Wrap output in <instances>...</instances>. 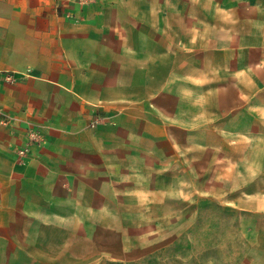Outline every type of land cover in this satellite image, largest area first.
<instances>
[{"label": "crops", "instance_id": "1", "mask_svg": "<svg viewBox=\"0 0 264 264\" xmlns=\"http://www.w3.org/2000/svg\"><path fill=\"white\" fill-rule=\"evenodd\" d=\"M171 153L264 264V0H0V264L100 263Z\"/></svg>", "mask_w": 264, "mask_h": 264}, {"label": "rangeland", "instance_id": "2", "mask_svg": "<svg viewBox=\"0 0 264 264\" xmlns=\"http://www.w3.org/2000/svg\"><path fill=\"white\" fill-rule=\"evenodd\" d=\"M207 120V115L201 118L203 123ZM203 137L201 132L200 138ZM254 153L255 150L249 148V156ZM201 157L205 158L206 167L208 159ZM179 158L183 162L182 165L175 155L169 156L168 159V166L172 171L171 173L169 170L168 176L175 173L176 168L182 174L177 182L168 179L173 185H170L172 194L166 207L150 213L136 212V223L150 226L134 229L122 226L104 227L97 233L90 230L91 234L87 237L94 236L97 242L87 244L88 263L100 255L103 260L98 264L241 263L246 248L240 241L238 227L230 222L234 221L237 215L231 213L229 218V213L219 208V198L213 194L206 195L211 187H215L217 191L221 190L223 181L213 180L210 185L209 181L191 180L185 170L189 165H186V158ZM238 182L235 181L237 186ZM165 186L169 185L166 183ZM160 201H164L163 195L153 196L152 205ZM141 203V194L136 192L134 204L140 207Z\"/></svg>", "mask_w": 264, "mask_h": 264}, {"label": "built area", "instance_id": "3", "mask_svg": "<svg viewBox=\"0 0 264 264\" xmlns=\"http://www.w3.org/2000/svg\"><path fill=\"white\" fill-rule=\"evenodd\" d=\"M21 153H23V152H21Z\"/></svg>", "mask_w": 264, "mask_h": 264}]
</instances>
